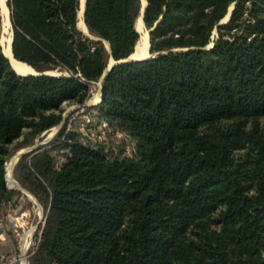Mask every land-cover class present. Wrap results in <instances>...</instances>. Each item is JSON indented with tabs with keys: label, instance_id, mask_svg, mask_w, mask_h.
<instances>
[{
	"label": "trees",
	"instance_id": "obj_1",
	"mask_svg": "<svg viewBox=\"0 0 264 264\" xmlns=\"http://www.w3.org/2000/svg\"><path fill=\"white\" fill-rule=\"evenodd\" d=\"M140 4L86 0L92 39L79 0H8L14 57L65 74L21 76L0 45V210L23 195L8 158L133 52ZM143 22L153 57L112 65L86 133L15 164L46 210L28 263L264 264V0H147Z\"/></svg>",
	"mask_w": 264,
	"mask_h": 264
},
{
	"label": "rangeland",
	"instance_id": "obj_2",
	"mask_svg": "<svg viewBox=\"0 0 264 264\" xmlns=\"http://www.w3.org/2000/svg\"><path fill=\"white\" fill-rule=\"evenodd\" d=\"M82 7H83V5L81 2V8H79L80 11L82 10ZM79 10H78V12H79ZM78 12H77V17H78ZM228 19H229V10H228L227 14L223 17V19H221L220 22L221 23L227 22ZM2 23H4L3 18H2ZM2 27H3V25L0 26V37H2L1 40H3V39L6 40L8 37L7 34H10V36H11V29H10V26H7V25L5 27L7 29H5V30ZM85 29H86V27L84 26L83 30H85ZM3 31H4V33H3ZM216 34H217L216 30H214L212 33L211 42L209 43V45H212V43L216 37ZM138 42H137V44H138ZM135 51H136V49H135ZM134 53H133V55H134ZM110 62H111V60L109 59L108 63L110 64ZM100 89H101L100 81H97L96 83L91 84L90 96L87 100L90 105H94L100 101V96H97V93L100 94V92H101ZM93 115H94V113L84 114V112L80 111V108L75 107V104L68 105V107H66L63 111V120L61 121L60 124L42 132L37 138H35L33 140L32 143L25 145L23 147H20L18 149H15L13 151L12 155L8 158L7 161H10L12 164L10 165V167L5 165L6 170H7L6 174L11 176V177L13 176L12 180H9V178L7 177L8 181H9L8 182L9 186L13 187L14 189L19 190L23 195L19 196L18 199L20 202L19 203L16 202L15 203L16 205H11L9 207V209H8V207H6V208L2 207L0 210V217L2 215H5V216H7V218H5V219H10V218L14 219L17 217V219L20 220V215L22 213H24L23 218L26 219L27 223L23 225V228L17 229L18 231L8 230V232H7L8 240L6 241V240L0 239V240H2V244H0V246H1L0 252L5 251V250H11V248L15 249V251H17V252L20 251L19 249H21V250L25 249L24 248L25 244H23V242H22L23 235L27 234V238L31 235V239L33 238L34 240L37 241V238L39 237V232L42 229L43 224H44V217H45V213H46L45 208L43 207V205L37 200V198L32 193H30L27 189H25L20 184V182L18 180V176L15 173V164L19 160L22 153L37 149L39 146H42L44 148L47 147L48 143L56 136V134L58 133V131L62 127V125L64 123H65V125L67 124L66 123L67 120H71L70 129L76 125L83 131V133H86L87 124L93 118ZM103 122L104 121H102V123L99 124L96 131H103V127H104ZM65 129H66V127H65ZM88 129H90L89 137L92 134H95L96 131L93 128H88ZM99 135L103 136L104 134H101L99 132ZM52 153H53V151H52ZM6 212H7V214H6ZM21 245H22V247H21ZM26 254H28V252H26ZM23 262H24V264H29L28 258L26 257L25 259H23Z\"/></svg>",
	"mask_w": 264,
	"mask_h": 264
},
{
	"label": "water",
	"instance_id": "obj_3",
	"mask_svg": "<svg viewBox=\"0 0 264 264\" xmlns=\"http://www.w3.org/2000/svg\"><path fill=\"white\" fill-rule=\"evenodd\" d=\"M140 2H141V4H140L139 13H138L137 18L140 17V19H141V21H142V24H141L142 26H138V27L136 26V20H137V18H136V20H135V29H136V31H137L138 34H139V38H138V40L140 39L141 34L144 33V29H145V32H146L147 35H148V47H147L148 56L141 57V58H136V57H134L133 53L135 52V48H136V44H137V43H136L133 52H132L128 57H126V58H124V59H121V60H118V61H114L112 58H110V60H111L110 64L107 62V65H106V67H105V69H104V71H103V73H102V75H101V78L99 79L100 84H101V81H102L103 77H104L105 74L109 71V69L112 67L113 64H115V63H117V62L119 63V62H127V61H135V60H143V59H147V58H151V57H153V55L150 53V37H149V33H150V31H151L152 28H147L146 25H145L144 22H143V13H144V10H145L146 7H147V0H145L144 5H143V3H142V0H140ZM85 3H86V0H83L82 17H83V15H84ZM4 4L7 5L8 9H9V12H8V13H9V14H8V18H9V26H10V29H11V40H10V50H11V52H10V53H11V57H12L13 59H16V58L14 57L13 53H12L13 30H12V23H11V19H10V8H9V6H8V0H5L4 2L0 0V14L3 13V5H4ZM233 5H234V3H232V4L229 6V8H228V10H229V17H230V14H231V10H232V8H233ZM79 8H81V0H79ZM78 10H79V9H78ZM77 18H78V17H77ZM83 21H84V19H83ZM220 23H221V22H219V24H220ZM3 24H4V23H2V17H1V25H3ZM78 28H79V27H78ZM79 29H80V28H79ZM80 31H81L84 35H86V36H88V37H90V38H92V39H99V37H94L93 35H91V34L89 33L88 29H87L86 32H85L83 29H80ZM3 33H4V31H3ZM1 38H2V37H0V45H1ZM4 38H5V37H4ZM138 40H137V42H138ZM103 42H104V45H105V48H106L107 52L110 53V49H109L108 42L105 41V40H103ZM208 46H211V45H208ZM1 50H2V53L4 54V56L7 58V60H8V62H9V64H10V66H11V68H12L17 74H19V75H21V76H28V75H42V74H50V75H57V76H59V75H64V74H65V73H63L61 70H58V69H55V70H43V71H39V70H36L35 68H33L32 66L28 65L26 62H23V61H20V60L16 59L17 61L23 62V63H25L26 65H28L29 67H31V68L33 69V72H27V73H21V72H18V71L15 69V67L13 66V64L11 63V61H10V59H9V56H7V55L5 54L2 45H1ZM100 91H101V89H100ZM101 97H102V95H101V92H100V99H101ZM24 153H26V152H24ZM22 154H23V153H22Z\"/></svg>",
	"mask_w": 264,
	"mask_h": 264
},
{
	"label": "built area",
	"instance_id": "obj_4",
	"mask_svg": "<svg viewBox=\"0 0 264 264\" xmlns=\"http://www.w3.org/2000/svg\"><path fill=\"white\" fill-rule=\"evenodd\" d=\"M89 106H91V105L88 103V101H85L83 104H75V107L80 108V111L84 112V114L94 113V115H95L96 114L95 111L92 109H89ZM103 123H104V127H103V131H100L101 134H105L106 127H107L106 121H104ZM70 127H71V120H67L65 131L70 130ZM11 188H13V187H11ZM16 202L19 203L20 202L19 199ZM15 203L12 205H16ZM10 206H11V204L9 206H7L8 209ZM6 214H7V212H6ZM23 215H24V213H22L20 215L21 221L19 219H17V217L14 219H12V218L5 219V218H7V216H5V215H2L0 217V239L7 241L8 240V237H7L8 230L18 231L17 229L23 228V225L27 223L26 219L23 218ZM44 221H45V217H44ZM41 232H42V229L39 232V237L37 238V241L40 238ZM37 241L34 240L33 238L31 239V235L27 238V234H24L22 237V242H23V244H25V247H24L25 249H23V250L19 249L20 250L19 252L15 251V249H13V248H11V250L1 251L0 252V264H24L23 259H25L26 257L28 258L30 256V254L33 251L35 244L37 243ZM21 247H22V245H21ZM26 252H28V254H26Z\"/></svg>",
	"mask_w": 264,
	"mask_h": 264
},
{
	"label": "bare ground",
	"instance_id": "obj_5",
	"mask_svg": "<svg viewBox=\"0 0 264 264\" xmlns=\"http://www.w3.org/2000/svg\"><path fill=\"white\" fill-rule=\"evenodd\" d=\"M1 1L4 2L5 0H1ZM81 2H82V5H83V1L82 0H81ZM142 3L144 5L145 0H142ZM81 11L79 10V12H78V22H77V25H78L79 28L83 29L85 25H84V21H83V17H82V12ZM8 12H9V9H8L7 5L4 4L3 5V13H1V17L3 18V22H4L2 28H4V30L7 29V28H5L6 25L9 26V24H8L9 23V18H8V14L9 13ZM141 24H142V21H141L140 17H138L137 20H136V26L137 27L138 26H142ZM84 31L86 32L87 29H85ZM7 35H8V37H7L6 40H4V39L1 40V45H2V47L4 49L5 54L7 56H9V59H10L11 63L13 64V66L15 67V69L18 72H21V73L33 72V69L31 67H29L25 63L20 62V61H17L16 59H13L11 57V53H10L11 52V50H10V40H11V36H10V34H7ZM138 41L139 42L136 45V48H135L136 51L134 53V57L141 58V57L148 56V52H147L148 35H147V33L145 31H144L143 34H141L140 39ZM98 96H100V94ZM11 164L12 163L10 161H7L5 165L10 167ZM7 177L9 178V180H12V177L13 176L11 177V176H9V175L6 174V180H7V183H8L9 181H8V178ZM8 185H9V183H8Z\"/></svg>",
	"mask_w": 264,
	"mask_h": 264
},
{
	"label": "crops",
	"instance_id": "obj_6",
	"mask_svg": "<svg viewBox=\"0 0 264 264\" xmlns=\"http://www.w3.org/2000/svg\"><path fill=\"white\" fill-rule=\"evenodd\" d=\"M81 29V28H80ZM99 95V93H97V96ZM0 244H2V240H0ZM1 247V246H0Z\"/></svg>",
	"mask_w": 264,
	"mask_h": 264
}]
</instances>
